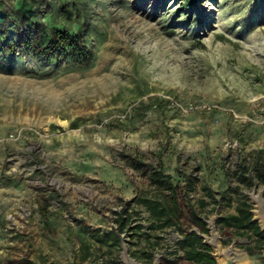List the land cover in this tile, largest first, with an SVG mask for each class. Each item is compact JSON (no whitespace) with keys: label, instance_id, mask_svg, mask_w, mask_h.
<instances>
[{"label":"rangeland","instance_id":"374dc122","mask_svg":"<svg viewBox=\"0 0 264 264\" xmlns=\"http://www.w3.org/2000/svg\"><path fill=\"white\" fill-rule=\"evenodd\" d=\"M97 2L90 60L45 64L23 49L0 57V264L11 254L76 264L80 227L91 247L84 264H127L125 254L183 264L182 234L154 227L136 199L156 189L130 155L154 166L160 156L175 179L190 177L188 199L209 232L193 229L206 244L212 220L224 247L264 264L255 236L223 235L216 223L234 213L236 193L253 203V214L252 193L264 198V185L234 173L240 156L264 148L261 7L198 0L187 12L182 0ZM39 191L49 195L50 226ZM118 213L127 217L119 248L108 234L118 230Z\"/></svg>","mask_w":264,"mask_h":264},{"label":"trees","instance_id":"16d2710c","mask_svg":"<svg viewBox=\"0 0 264 264\" xmlns=\"http://www.w3.org/2000/svg\"><path fill=\"white\" fill-rule=\"evenodd\" d=\"M198 0H182L181 11H192ZM253 12L261 7V18H264V0H256ZM97 0H0V57L7 61L18 50L31 53L37 60L48 64L60 59L88 61L93 56L91 49L90 24L95 19L93 5ZM180 10V9H179ZM252 13V12H251ZM161 102V101H160ZM144 106V101L140 102ZM142 112V111H140ZM135 113L138 114L137 111ZM77 120L72 121L77 126ZM157 165L146 163L137 155L128 156L129 164L147 176L156 192L152 195H138L141 203L153 218L154 227L173 226L182 239L179 246L183 249V264H217L213 255L214 249L203 241L198 234L209 232L206 221L197 213L188 199V192L193 182L190 177L184 179L173 177L166 172L163 159L158 156ZM234 173L246 180L249 186L264 185V148L254 149L240 156ZM208 195L215 200L213 191L203 186ZM230 189H225L222 196L230 201ZM235 192V191H234ZM237 192V191H236ZM40 213L44 226H50L47 218L48 196L38 192ZM234 206V213L217 218L222 234H251L256 237L260 247H264V230L254 219L253 203L243 193ZM202 204L205 202L202 200ZM127 217L118 213L115 219L117 229L109 231L111 246L120 247V232ZM80 233V234H79ZM79 256L76 264H84L91 255V247L85 237V228H79ZM7 264H37L28 254H11L6 259Z\"/></svg>","mask_w":264,"mask_h":264},{"label":"bare ground","instance_id":"6f19581e","mask_svg":"<svg viewBox=\"0 0 264 264\" xmlns=\"http://www.w3.org/2000/svg\"><path fill=\"white\" fill-rule=\"evenodd\" d=\"M252 198L255 202V209H254V214L257 215H264V198H262L261 193H252ZM209 226H210V234L206 236V240L209 243H216L215 245H220L221 240H220V235L216 231L213 221H209ZM224 247L223 245H221ZM228 250H231L233 253V256L235 258V263L237 264H248L247 257L243 253H240L238 249L233 245L230 247H225ZM215 253H216V248L214 247ZM218 263L223 264L224 263V257L220 255H215ZM125 261L127 264H143L141 262L136 261L135 259H132L129 255H124ZM154 264H160L159 262V257H156V261Z\"/></svg>","mask_w":264,"mask_h":264},{"label":"water","instance_id":"95a60500","mask_svg":"<svg viewBox=\"0 0 264 264\" xmlns=\"http://www.w3.org/2000/svg\"><path fill=\"white\" fill-rule=\"evenodd\" d=\"M262 196V193H261ZM254 219L259 222V225L262 230H264V215H255L254 214ZM208 242V241H207ZM208 244L211 247L216 248V253L214 252L215 255H220L224 257V263L223 264H235V258L233 256V253L231 250L226 249L225 247H222V243L220 245H215L216 243H209Z\"/></svg>","mask_w":264,"mask_h":264}]
</instances>
